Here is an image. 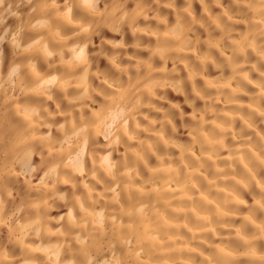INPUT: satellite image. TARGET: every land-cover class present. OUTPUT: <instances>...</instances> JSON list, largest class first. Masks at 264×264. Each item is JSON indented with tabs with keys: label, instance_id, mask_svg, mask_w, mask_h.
<instances>
[{
	"label": "bare ground",
	"instance_id": "1",
	"mask_svg": "<svg viewBox=\"0 0 264 264\" xmlns=\"http://www.w3.org/2000/svg\"><path fill=\"white\" fill-rule=\"evenodd\" d=\"M0 264H264V0H3Z\"/></svg>",
	"mask_w": 264,
	"mask_h": 264
},
{
	"label": "clouds",
	"instance_id": "2",
	"mask_svg": "<svg viewBox=\"0 0 264 264\" xmlns=\"http://www.w3.org/2000/svg\"><path fill=\"white\" fill-rule=\"evenodd\" d=\"M3 3V0H0V4H2Z\"/></svg>",
	"mask_w": 264,
	"mask_h": 264
}]
</instances>
